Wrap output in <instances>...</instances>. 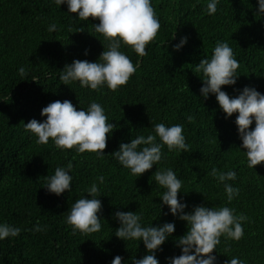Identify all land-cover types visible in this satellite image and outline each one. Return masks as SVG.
<instances>
[{
  "label": "trees",
  "instance_id": "16d2710c",
  "mask_svg": "<svg viewBox=\"0 0 264 264\" xmlns=\"http://www.w3.org/2000/svg\"><path fill=\"white\" fill-rule=\"evenodd\" d=\"M209 2L151 0L161 27L146 46L147 55L139 57L123 44L120 49L139 65L136 73L117 91L106 85L94 91L78 81L63 85L59 77L65 65L97 62L106 50L107 41L92 27L98 20H81L54 0H0V224L21 229L19 236L0 241V264H112L116 256L123 258L122 264H132L148 253L142 241L115 236L120 227L114 219L117 211H138L144 227L174 223L175 232L155 253L159 264H170V258L181 255L176 242L187 225L160 199L166 190L153 175L167 168L182 181L178 199L187 204L185 213L199 205L227 206L249 218L240 240L221 237L212 253L215 264L233 257L244 264H264V164L248 167L235 124L238 114L226 118L215 95L205 100L200 92L203 73L195 71L202 59L211 58L217 42H226L240 67L236 84L221 90L230 97L245 87L264 94V15L257 14V0H219L214 15L207 13ZM51 24H56L55 32L48 31ZM183 37L187 43L175 51ZM21 67L26 76L19 75ZM57 100L71 101L77 110H87L92 102L104 108L115 129L102 157L57 148L51 139L38 144L25 130L32 119L46 120L41 110ZM158 123L183 125L190 150L169 152L163 146L158 164L139 177L131 174L112 153L140 135H155ZM254 128L253 121L250 130ZM69 162L72 190L60 196L49 193L45 177ZM213 168L237 174L227 181L239 189L230 203L224 184L208 175ZM98 176L104 177L103 184ZM93 183L102 203L101 230L73 232L67 212L77 199L88 196L86 189ZM37 222L45 230L33 231Z\"/></svg>",
  "mask_w": 264,
  "mask_h": 264
},
{
  "label": "clouds",
  "instance_id": "9594fccd",
  "mask_svg": "<svg viewBox=\"0 0 264 264\" xmlns=\"http://www.w3.org/2000/svg\"><path fill=\"white\" fill-rule=\"evenodd\" d=\"M61 6L66 4L68 12L75 14L81 20H98L92 24L95 32L101 34L107 41V48L103 50L97 62L74 60L65 65L59 79L63 85L78 81L82 88L99 90L105 85L111 91H117L125 86L136 73L138 64L122 52L121 46L130 47L139 57L147 55L146 46L153 42L158 35L161 24L151 0H54ZM219 0H210L207 13L214 15ZM258 13L264 15V0H257ZM56 24L48 27L49 32H55ZM83 33V29L79 30ZM175 38V36H174ZM173 38V39H174ZM187 43V37L181 38L174 46L180 50ZM87 51L85 55H87ZM240 67L234 57L233 49L226 42H217L210 59L204 58L196 66V72H202L204 79L200 89L206 100L210 94L215 95L220 109L226 118L238 114L235 124L238 128L242 149L249 168L264 164V94L255 88L245 87L239 95L230 97L222 91L224 86H232L237 82L236 72ZM20 76H26L25 68L19 70ZM41 116L46 117L43 122L32 119L25 126L26 131L33 133L38 144H47L51 139L60 149H75L78 153L91 152L98 157L104 155L107 141L113 133L115 125L108 122L104 108L92 102L87 110H77L71 101L57 100L41 110ZM189 123L194 117H187ZM255 122L254 130L250 126ZM183 125L166 126L158 123L154 126L155 135H143L131 139L130 143H121L119 150L112 153L119 163L130 169L131 174L141 176L158 164L163 156L162 147L167 146L169 152L178 150L188 152L190 145L186 143ZM157 137L160 143L157 142ZM143 146V147H141ZM73 168L71 162L67 168L57 167L54 175L46 176L45 189L56 196L72 190ZM195 174V173H194ZM208 175L224 184L229 203L239 194L227 181L236 179L235 171H218L213 168ZM155 182L164 191L163 205L168 206L170 213L179 220L186 222V234L177 239L176 245L181 249V255L170 258V264H215L216 257L212 255L221 242V237L240 240L244 235L243 223L248 217L235 214V210L227 206L206 207L194 206L191 212L185 213L187 204L181 203L178 194L181 192L182 181L171 168L157 169L153 175ZM97 180L103 184L104 177ZM91 199L84 197L77 199L67 212L66 223L73 232L84 234L96 233L101 230L102 203L97 196L99 188L93 183L86 189ZM200 194V193H199ZM202 195V194H201ZM114 219L119 221L120 227L115 230V236L123 241H142L147 253L140 259H133L132 264H159L156 251L175 232L174 223H164L161 226L144 227L141 225L142 214L137 212L117 211ZM39 222L33 231L39 232ZM21 229L8 223L0 224V241L19 236ZM123 258L116 256L112 264H122ZM226 264H244L238 257L226 261Z\"/></svg>",
  "mask_w": 264,
  "mask_h": 264
}]
</instances>
